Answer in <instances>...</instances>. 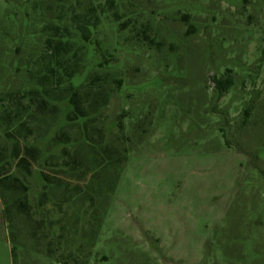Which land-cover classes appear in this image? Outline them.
<instances>
[{"label":"rangeland","instance_id":"rangeland-1","mask_svg":"<svg viewBox=\"0 0 264 264\" xmlns=\"http://www.w3.org/2000/svg\"><path fill=\"white\" fill-rule=\"evenodd\" d=\"M90 6L105 0H0V175L24 187L0 186V264H264V0H116L103 56L77 43L79 74L39 83L43 27ZM69 85L107 100L70 124ZM48 89L57 111L33 121ZM17 100L33 133L16 143ZM15 146L40 150L29 173Z\"/></svg>","mask_w":264,"mask_h":264},{"label":"trees","instance_id":"trees-1","mask_svg":"<svg viewBox=\"0 0 264 264\" xmlns=\"http://www.w3.org/2000/svg\"><path fill=\"white\" fill-rule=\"evenodd\" d=\"M116 0H105V6H90L85 9L84 13H75L72 12L70 23L71 26L59 25H47L43 27V32L46 34V38L43 42V48L40 54V64L45 69L46 73L43 76H39V83L47 82L50 79V76H54L56 73H60L61 77H65L66 81H70L74 76L79 74V59L81 55L78 56L80 49L74 48V45L77 43L85 45L90 43L93 45V51L100 53L99 42L94 40L93 34L95 29L100 24V19L102 16H110L113 23H118L121 20V16L116 12ZM130 23V20H127L124 23H120L119 27L121 30H124L126 26ZM140 33V34H139ZM137 37L139 41L142 42L148 39L142 31L138 32ZM99 45V46H98ZM103 56V54H101ZM106 63L99 62L98 67L104 66ZM40 73V72H39ZM100 79L94 78L91 80V83L99 81ZM215 83V87L219 94L225 93L232 85L230 78H212ZM43 81V82H42ZM59 82L57 81V84ZM39 87L42 88L41 84ZM51 89L29 92L33 97L31 99V107L34 108V115H31V119L39 121L40 118L47 120V117L50 113H56L57 108L54 104H50L46 95L50 94ZM64 92L58 97V101L67 100L71 105V110L67 113V120L71 124L74 121L80 118H88L91 110H96L101 107L107 100V93L105 88H98L95 92L85 91L80 92L77 89H74L72 85H69L67 88L63 89ZM43 93V94H42ZM49 96V95H47ZM90 99V100H89ZM16 111L12 112L11 110H4L1 114L2 120L7 124V130L11 129L13 133H7V136L13 138V142H18V136L24 137L22 131H25L26 135L31 136L33 130L29 127L28 122L22 118V113L25 109H29V106H24L20 100H17ZM32 114V113H31ZM39 116H41L39 118ZM54 140L57 143H68L70 138L64 130H61L58 134L54 136ZM13 157L16 160V165L24 169L27 173L30 172L31 163L36 162L40 158V150L36 146H15L13 148ZM1 156V155H0ZM8 175H0V186L11 187L13 189L20 188V182L18 179L13 178V183L9 182ZM21 189L24 190V187L21 186ZM14 205L17 210L23 212L25 215L29 216V207L25 198L14 199Z\"/></svg>","mask_w":264,"mask_h":264}]
</instances>
